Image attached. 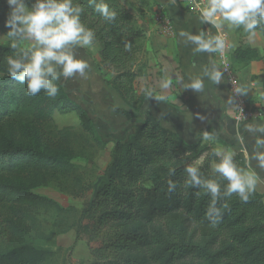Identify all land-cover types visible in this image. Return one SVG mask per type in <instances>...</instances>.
<instances>
[{
	"label": "trees",
	"instance_id": "trees-1",
	"mask_svg": "<svg viewBox=\"0 0 264 264\" xmlns=\"http://www.w3.org/2000/svg\"><path fill=\"white\" fill-rule=\"evenodd\" d=\"M150 1L106 0L118 13L109 24L88 7L87 0H80L86 8L82 22L94 30V42L99 45L98 69L104 71L105 84L126 105L115 107L114 112L128 121L155 98L152 92L147 94V87H139L147 70L146 34L140 20L150 10ZM8 11L5 0H0V30L5 36ZM259 32L264 36V30ZM235 33L240 40L231 53L234 68L260 60L259 50L245 42L247 35L241 30ZM9 44L8 38L0 44V264H52L56 252L36 240L65 232L63 221L73 208L37 193L36 187L49 179L72 178L68 192L82 197L92 186L75 175L71 156L42 145L40 134L52 124L54 113H73L81 129L102 147L103 143L95 135L89 114L59 81L57 96L49 98L43 91L27 95L23 84L8 77ZM204 130L209 127L188 142L147 112L126 140L113 144L93 196L83 203L78 222L70 225L76 239L86 232L88 240L96 243L91 249L94 264H264L261 193L255 190L248 202L235 194L219 201L218 207L226 203L227 208L212 227L205 217L210 196L185 186V166L201 156L206 157L203 175H215L213 147L199 139ZM71 131L69 127L57 130L58 142L68 140ZM18 135L29 138V143L18 144ZM235 161L247 168L241 152ZM169 179L177 184L171 193L167 191ZM220 182L223 190L226 181ZM47 214L54 218L47 219Z\"/></svg>",
	"mask_w": 264,
	"mask_h": 264
},
{
	"label": "clouds",
	"instance_id": "clouds-1",
	"mask_svg": "<svg viewBox=\"0 0 264 264\" xmlns=\"http://www.w3.org/2000/svg\"><path fill=\"white\" fill-rule=\"evenodd\" d=\"M9 11L4 21L8 29L6 36L10 41L12 55L5 57L6 73L9 78L25 86L26 94L37 96L42 91L49 98H55L59 92L57 82L77 76L86 78L90 68L87 60L78 58L79 49L89 48L94 44L95 32L82 22L86 13L85 5L80 0H5ZM176 5L177 0H168ZM88 7L98 13L106 23L117 20L118 13L109 7L106 0H87ZM200 24H209L215 28L213 34L209 30H199L198 34L181 30L178 35L186 45L194 46L197 53H218L226 56L229 50L235 48L230 43L227 33L241 30L252 41L259 30H264V0H206L203 5H197ZM227 65L215 62L201 67L200 73L190 75L187 80L178 77L175 85L180 89L192 90L202 94L205 91V80L219 85L224 80ZM233 92L241 96L246 95L249 88L246 84L233 82ZM174 86L171 76L161 79L159 87L168 90ZM151 96V91L147 93ZM164 100L163 95L156 97ZM229 104H234L232 97ZM237 107V106H236ZM244 118L242 108H239ZM198 119L206 117L197 114ZM245 119V118H244ZM191 114H187L185 121L191 122ZM244 130L251 134L254 140L251 153L244 149L248 167H240L235 161L236 151L232 147L217 145L211 156L215 159L211 163L214 177L206 178L201 172L205 156H201L192 164L184 168L186 173L185 186L199 189L210 196V203L205 212L206 219L215 227L222 219V209L227 204L218 207V202L230 198L235 194L242 202H248L255 192L258 177L252 167L264 169V122L244 124ZM199 139L206 143H215L216 134L204 130ZM244 137L238 136L243 143ZM174 173V169L171 170ZM218 177V178H216ZM226 181L222 185L220 181ZM176 182L169 179L167 191H175Z\"/></svg>",
	"mask_w": 264,
	"mask_h": 264
},
{
	"label": "crops",
	"instance_id": "crops-1",
	"mask_svg": "<svg viewBox=\"0 0 264 264\" xmlns=\"http://www.w3.org/2000/svg\"><path fill=\"white\" fill-rule=\"evenodd\" d=\"M130 1L132 0H122L126 4ZM197 16L186 11L181 0H177L176 5L169 4L168 0L150 1V10L140 20V26L146 34L144 47L147 70L146 75L139 79V87H147L155 98L163 95L165 99H151L144 104V107L159 120L162 126L176 132L188 142H193L196 133L208 126V131L216 134L217 144L232 147L236 153L241 152L248 167L244 149L251 153L254 140L252 135L244 130L245 123L237 124L234 121L233 105L228 103L229 94L224 80L219 85L205 80V91L202 94L180 89L175 85L176 78L184 77L187 80L190 75L200 73L201 67L209 64L210 61L217 63L214 53H197L194 51V46L183 43L178 35L181 30L190 31L192 34H198L199 30H209L215 34V29L208 24H200ZM227 34L228 41L236 47L238 39L235 38V30ZM6 38L0 44L5 43ZM262 40L257 33L252 41L248 39V44L258 48L263 58L236 69L239 82L246 84L249 88L244 97L261 114L252 122H264V44ZM98 60L97 53L96 61ZM168 76L173 78L174 86L168 90L160 89V80ZM105 88H107L108 97L115 101L117 107H125L124 101L110 87ZM187 114H191V122L185 121ZM197 114L205 116L206 119L201 121L196 118ZM241 135L244 137L243 143L238 141V136ZM252 167L258 177L256 191L263 195L264 200V169L255 167V161L252 162Z\"/></svg>",
	"mask_w": 264,
	"mask_h": 264
},
{
	"label": "rangeland",
	"instance_id": "rangeland-1",
	"mask_svg": "<svg viewBox=\"0 0 264 264\" xmlns=\"http://www.w3.org/2000/svg\"><path fill=\"white\" fill-rule=\"evenodd\" d=\"M257 33L262 37L264 44V36L259 31ZM5 38L6 36L0 30V43ZM235 38L239 42L240 37L238 34ZM245 42L248 44V37ZM98 51L99 45L94 42L91 47L79 49L76 53L78 58L87 60L90 65L86 78L77 76L68 80L61 79L59 82L63 85L68 96L81 105L89 114L95 135L99 137L103 147L100 143L95 142L90 134L81 129L78 119L73 113H54L52 124L48 125L46 130L40 134L41 144L49 146L54 151L59 149L63 154L71 156V162L76 166L75 175H78L83 183L92 186L82 197H73L68 192L71 189L72 178L49 179L45 181L46 183L36 187L37 193L50 197L63 207L73 208V211L67 213L63 221V226L66 227L65 232L59 233L53 238L36 240L40 246L56 252L52 264H94V261H96L91 254V249L96 246V243L88 240L86 232L82 233L79 239H76L75 230L73 227L70 228V225L78 222L83 203L93 196L100 182L102 171L109 161L113 144L116 141L126 140L148 112L143 105L132 121L116 115L114 112V108L117 107L116 103L108 97L107 88H105L107 85L104 80V71L98 69L97 66L96 55ZM260 54L263 58V54L261 52ZM234 70L236 72V68ZM246 102L251 106L247 99ZM65 127L72 129L71 135L68 140H61L59 143V136L55 132ZM2 130H5V128H2ZM194 140H196V137ZM17 141L18 144H28L29 138L19 137L18 135ZM217 143L218 139L215 143L209 144L215 148L218 145ZM46 218L52 220L54 217L47 214Z\"/></svg>",
	"mask_w": 264,
	"mask_h": 264
},
{
	"label": "built area",
	"instance_id": "built-area-1",
	"mask_svg": "<svg viewBox=\"0 0 264 264\" xmlns=\"http://www.w3.org/2000/svg\"><path fill=\"white\" fill-rule=\"evenodd\" d=\"M181 1L184 3V7L186 11L194 15L199 14V9L197 8V5H203L206 3V0H181ZM227 38H228V34H227ZM231 53L232 51L229 50L226 56H221L218 53H214V55L216 57L218 65H220L222 69L225 64L227 65V69L224 73V82L227 86L229 97H232L233 99L234 104L232 105H233V110H234V115H233L234 121L237 124H244L250 121L251 122L255 121L256 119L260 117L261 114L259 110L247 104L244 95L241 96L233 92V88L235 86L233 82H238V83L240 82L234 70V66L231 62ZM236 106L239 108H242L243 110L242 114L245 119L241 116L239 109Z\"/></svg>",
	"mask_w": 264,
	"mask_h": 264
}]
</instances>
